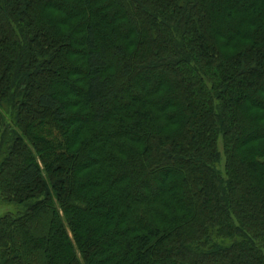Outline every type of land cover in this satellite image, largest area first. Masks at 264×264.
Returning <instances> with one entry per match:
<instances>
[{
	"label": "trees",
	"instance_id": "obj_1",
	"mask_svg": "<svg viewBox=\"0 0 264 264\" xmlns=\"http://www.w3.org/2000/svg\"><path fill=\"white\" fill-rule=\"evenodd\" d=\"M0 201V264H264V0H0Z\"/></svg>",
	"mask_w": 264,
	"mask_h": 264
},
{
	"label": "rangeland",
	"instance_id": "obj_2",
	"mask_svg": "<svg viewBox=\"0 0 264 264\" xmlns=\"http://www.w3.org/2000/svg\"><path fill=\"white\" fill-rule=\"evenodd\" d=\"M4 112H5L4 116H5L6 120H7L8 117H10L9 113H7L6 111H4ZM22 209H23V207H22L21 204H16V203H13V202L0 201V215L4 214L6 212H12V213L19 212Z\"/></svg>",
	"mask_w": 264,
	"mask_h": 264
}]
</instances>
